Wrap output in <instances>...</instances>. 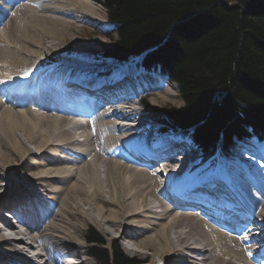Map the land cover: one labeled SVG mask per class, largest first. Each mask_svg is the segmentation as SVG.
Wrapping results in <instances>:
<instances>
[{
    "label": "bare ground",
    "instance_id": "bare-ground-1",
    "mask_svg": "<svg viewBox=\"0 0 264 264\" xmlns=\"http://www.w3.org/2000/svg\"><path fill=\"white\" fill-rule=\"evenodd\" d=\"M98 5L95 0H0L1 263L92 264L84 256L80 232L93 221L111 242L120 240L129 251L150 258V264H261L264 248L255 253L244 242L255 241V230L264 228V141L260 156L248 163H225L224 172L222 166L208 169L205 176L193 177L198 187H187V171L203 162L196 160L197 147L176 136L156 137L148 116L152 110L147 105L159 108L176 93L169 79L156 73L163 77L156 83L148 71L137 74L129 68L137 65L108 59V67L119 64L130 72L139 92L135 98L127 104L119 100L113 109L87 99L78 112L66 106L76 100L74 91L66 94L62 84L73 82L85 92L122 77L116 71L98 78L95 69L82 70L88 73L84 76L62 57L53 62L55 68L47 67L51 61L45 68L41 64L75 22L97 24L102 19ZM60 63L65 66L56 71ZM151 83L162 93L147 92ZM149 158L161 169L134 162ZM20 165L24 174L17 179ZM253 167L258 170L252 172ZM158 172L166 178L174 172L169 180L183 198L174 199L172 189L167 193L169 182H160ZM18 181L24 184L17 187ZM201 187L213 192L224 187V195H242L253 209L249 223L229 232L222 220L195 205L193 194Z\"/></svg>",
    "mask_w": 264,
    "mask_h": 264
},
{
    "label": "trees",
    "instance_id": "trees-1",
    "mask_svg": "<svg viewBox=\"0 0 264 264\" xmlns=\"http://www.w3.org/2000/svg\"><path fill=\"white\" fill-rule=\"evenodd\" d=\"M101 3L116 38L100 57L144 54L145 67L177 84L184 105L166 109L163 130H181L204 159L237 140H264V0ZM85 237L98 264H140L117 243L104 247L94 227Z\"/></svg>",
    "mask_w": 264,
    "mask_h": 264
},
{
    "label": "rangeland",
    "instance_id": "rangeland-1",
    "mask_svg": "<svg viewBox=\"0 0 264 264\" xmlns=\"http://www.w3.org/2000/svg\"><path fill=\"white\" fill-rule=\"evenodd\" d=\"M95 2L97 3V5L98 4L100 5L99 8L101 9L100 13H102V19L97 24H88L86 22H84V23L75 22L69 28V30H67L69 33V36L67 35V36L63 37L62 42L59 44L58 49H54L52 51L46 52V56L42 58V63H41L44 66L43 68H45L48 65L47 63H49L50 61H51V63L47 67L50 68V66L53 65V67L55 68V64L53 62L57 61L58 59H60L62 57L65 60H67V62L69 61V62L76 64V66L80 72L82 70L90 71V70L95 69V71L92 73H94L93 75L98 77V76H101L102 74L109 73L111 71L110 69L112 67H116V65H119V64H115V66L108 67V61H109L108 59H111V57H109V58L108 57L107 58L100 57L102 49H103V45L111 44L113 41V38H116V34L113 33L111 36H108V32L112 29L113 26L107 17L106 9L103 6V4L101 3V0H95ZM45 40L48 41L49 38H46ZM147 51H149V50H147ZM141 55H143V56H141ZM141 55H138L136 57L132 56L128 60L132 61V64L136 65L135 60L140 61L141 58L144 57V54H141ZM119 61L122 62L124 60H119ZM63 66H65V63H63V64L60 63V65L58 66L56 71H59V67L62 68ZM77 68H75V69H77ZM108 68H110L108 70L109 72L103 73V72L99 71V70H104V69H108ZM130 68H131V70H133L132 68H134V65H131ZM139 71H140V69L137 67V70L135 69V73L138 74ZM75 72H78V71H75ZM81 73H83V72H81ZM87 74L88 73H85L84 76ZM155 74H156V72H155ZM161 75L166 77L164 74H161ZM103 76H107V75H103ZM103 76H101V77H103ZM151 76L153 78L155 77L156 83L159 82V78L161 79V81L163 78L161 76L159 77V75L153 76V74H151ZM153 78L150 77V79L154 80ZM89 79L91 80V78H85L84 80H89ZM83 82L87 83V81H83ZM153 82H155V81H153ZM167 82L170 83V85L172 84V91H174V92L176 91V93L171 95L168 100L162 101L161 104L159 105V108H153L152 109V106L150 104L147 105V108L149 109V111L152 110L151 112L148 113V116L151 117L150 121L152 122L153 127L156 129V131L161 129L162 126H164L160 118L165 117L164 116L165 111L169 106L180 108L184 105V101L179 94L177 84L173 83L169 80H167ZM152 84H155V83H151L150 86H146V87L143 86V88L145 87L144 89L147 90V92L149 90L154 92L155 95L157 93H162V89L155 91V88L151 87V86H153ZM175 87H177L176 90H175ZM148 100L150 103L151 97ZM141 105H143V104H141ZM171 131L174 133V136L181 138L182 140L186 141L185 143H191L192 142L187 138V136L185 134H183L181 132V130L180 131L179 130H171ZM155 134H157V133H155ZM263 141L264 140L256 141L254 139L237 140V145H233L231 147V150L229 151V153L224 154L223 152L220 151V152L216 153L213 157L206 159L207 161L205 160L202 162L201 166H203V169L200 166L198 168L192 169L187 174H189L188 176H190L192 178L194 176L198 177L200 175L205 176L204 173L208 169L211 170V168H213V169L217 170L216 167H218V166H222L221 170L224 172V170H223L224 166L223 165L225 163L231 164V163H235L238 161L248 163V161H250L251 157L254 158L258 155L260 156ZM189 146L191 147V145H189ZM189 146H187L188 149L190 148ZM196 150H197L196 152L192 150L193 152H195L194 155H197L196 160L201 161L203 156H202L198 147ZM189 151H190V149H189ZM230 167H233V164L230 165ZM23 169H24V166L20 165L19 168L16 170L17 174L15 176L17 179L22 178V175L24 174ZM251 170L253 172V171L258 170V169L253 167ZM21 183L24 184V182L18 181L17 187H20ZM13 188H16V187H12L10 190H12ZM4 211H6V210H4ZM92 222L93 221L88 222V224L85 225L80 232L83 239H84V240L82 239L83 240L82 243L84 244L83 249L85 251H86L87 247L92 245V244H89L87 241H85L86 240V237H85L86 231L89 227H94L103 236V238L105 240V243L103 246L106 247L107 249L111 248L112 245L117 243L123 248V250L130 257L136 258L140 264H150L151 263L150 258H142L140 253L136 254V253H133V252L129 251L128 249H126L120 240H116L115 242H111L109 240V235L107 233H105L100 226H97L96 224H94ZM101 226L104 227L103 225H101ZM1 249H3L2 246H0V250ZM88 258L92 262V264H98L96 262V260L91 255L88 256ZM2 260H3V254L0 252V264H3V263H1Z\"/></svg>",
    "mask_w": 264,
    "mask_h": 264
}]
</instances>
